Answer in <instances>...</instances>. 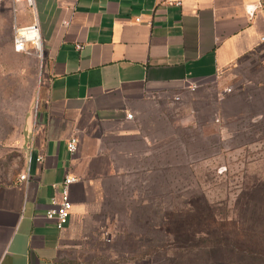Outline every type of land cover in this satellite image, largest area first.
Returning a JSON list of instances; mask_svg holds the SVG:
<instances>
[{
  "label": "crops",
  "instance_id": "crops-1",
  "mask_svg": "<svg viewBox=\"0 0 264 264\" xmlns=\"http://www.w3.org/2000/svg\"><path fill=\"white\" fill-rule=\"evenodd\" d=\"M16 5L25 14L18 20ZM12 7L0 2L6 61L20 52L14 27L32 23L42 55L24 166L0 177V264H89L105 252L106 216L151 143L147 127L160 102L262 51L264 0H33L31 9ZM28 79L31 97L33 73ZM25 172L29 180L21 181ZM65 176L76 181L59 229L44 213L60 200Z\"/></svg>",
  "mask_w": 264,
  "mask_h": 264
},
{
  "label": "rangeland",
  "instance_id": "rangeland-1",
  "mask_svg": "<svg viewBox=\"0 0 264 264\" xmlns=\"http://www.w3.org/2000/svg\"><path fill=\"white\" fill-rule=\"evenodd\" d=\"M16 9L18 20L25 14L17 5ZM34 52L20 51L14 59L9 55L7 62L0 50V80L5 79L0 85L4 179L23 168L34 124L41 70ZM196 86L178 99L160 102L147 127L151 143L132 162L106 216L105 252L88 258L89 264H170L178 259L173 230L185 226L187 210L204 207L205 202L207 211L219 223L223 217L234 235L242 217L245 223L250 216L264 220L253 213H264V201L258 197L264 194V49L231 72ZM208 227L215 236L219 225ZM180 237L183 240L184 233Z\"/></svg>",
  "mask_w": 264,
  "mask_h": 264
},
{
  "label": "trees",
  "instance_id": "trees-1",
  "mask_svg": "<svg viewBox=\"0 0 264 264\" xmlns=\"http://www.w3.org/2000/svg\"><path fill=\"white\" fill-rule=\"evenodd\" d=\"M258 197L264 201V194ZM196 208L187 210L185 226L172 232L178 259L170 264H264V220L250 216V222L245 223L242 217L241 228L234 235L232 229L225 228L223 217L219 223L217 216L207 211V202L204 207ZM253 213L264 217L261 210H253ZM211 224L219 225L217 234L212 237L208 227ZM181 233H184L183 240Z\"/></svg>",
  "mask_w": 264,
  "mask_h": 264
},
{
  "label": "built area",
  "instance_id": "built-area-1",
  "mask_svg": "<svg viewBox=\"0 0 264 264\" xmlns=\"http://www.w3.org/2000/svg\"><path fill=\"white\" fill-rule=\"evenodd\" d=\"M4 0H0L2 2ZM12 3V9L13 12H15V4L18 2H24L29 8L33 6V0H10ZM36 32L39 34V29L36 23H32L27 26L23 27H14V34H13V45L14 49L16 51H26L28 49H33L35 53L41 58L42 55V48L38 47V44L35 39H33L32 36H30L31 33ZM41 42V38H40ZM196 86V82H189L188 88L194 89ZM225 92H229L230 88H227L224 90ZM179 97H175V99H178ZM128 118H131V114H127ZM68 151L70 153H74L77 148V142L75 138H71L67 144ZM19 179L21 181H28L29 176L25 172L19 176ZM76 181V178L73 176H65L63 182H62V191L60 194V200L59 201H52V207L48 209L44 216L49 219L53 220L55 222V225L57 228L61 229L65 226V224L68 222L69 216H70V207L71 202L69 199V185Z\"/></svg>",
  "mask_w": 264,
  "mask_h": 264
},
{
  "label": "bare ground",
  "instance_id": "bare-ground-1",
  "mask_svg": "<svg viewBox=\"0 0 264 264\" xmlns=\"http://www.w3.org/2000/svg\"><path fill=\"white\" fill-rule=\"evenodd\" d=\"M30 36H32L33 39L36 40V42H37V44H38V47L40 48V47H41V42H40V36H39V34L36 33V32H33V33L30 34ZM41 48H42V47H41Z\"/></svg>",
  "mask_w": 264,
  "mask_h": 264
}]
</instances>
